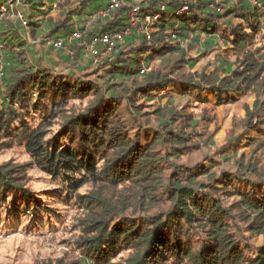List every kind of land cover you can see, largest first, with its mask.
I'll return each mask as SVG.
<instances>
[{"label": "trees", "instance_id": "1", "mask_svg": "<svg viewBox=\"0 0 264 264\" xmlns=\"http://www.w3.org/2000/svg\"><path fill=\"white\" fill-rule=\"evenodd\" d=\"M60 1L0 0V157L28 156L0 162V215L56 213L52 196L36 201L33 169L72 212L74 258L42 264H264V0ZM75 31L71 55L52 46ZM115 32L124 42L91 66L85 43ZM200 57L212 60L197 72ZM204 91L218 107L253 98L214 153L208 107L175 104H208Z\"/></svg>", "mask_w": 264, "mask_h": 264}, {"label": "rangeland", "instance_id": "2", "mask_svg": "<svg viewBox=\"0 0 264 264\" xmlns=\"http://www.w3.org/2000/svg\"><path fill=\"white\" fill-rule=\"evenodd\" d=\"M135 3L140 0H134ZM79 2V0H61L63 8L71 11ZM241 28H243L241 26ZM224 54L230 55L229 51ZM195 58V52L192 51L188 55V59ZM210 57L196 58V71H202L211 61ZM211 68L207 70L209 73ZM202 96L210 103L197 105L191 101L189 97H183L176 100L175 104L182 113H193L198 115L202 109L208 107V113L213 115V120L208 123L207 131L212 135V144L210 153H214L217 148L224 146L227 139H233L234 136L241 132L238 123L245 117L244 106L251 107L253 98L249 96L242 98L238 103L215 106L212 96L204 91ZM197 105V106H196ZM198 143L203 144L204 137H196ZM231 145L238 151H248V147L244 146V142H232ZM13 159L18 163L27 162L28 156L24 153L22 147L15 146L12 150L0 157L1 161ZM264 160V155L262 157ZM30 186L34 191L37 202L44 200L47 202L49 196H52L50 203L55 204L56 213L45 215L41 214L37 220L28 226V219L18 216L13 220L6 221L8 216L0 215V264H42L47 260L64 259L65 257L71 261L74 253L68 251V241L71 239V216L72 212L65 206L60 205L56 201L58 194L43 195V192L55 193L59 188L57 183H52L50 179L42 175L39 171L30 170ZM42 194V195H41ZM16 202V201H15ZM14 202V203H15ZM12 206V205H11ZM14 206V205H13ZM8 210L7 212H9ZM25 211V210H24ZM255 244L261 243V238L254 241Z\"/></svg>", "mask_w": 264, "mask_h": 264}, {"label": "built area", "instance_id": "3", "mask_svg": "<svg viewBox=\"0 0 264 264\" xmlns=\"http://www.w3.org/2000/svg\"><path fill=\"white\" fill-rule=\"evenodd\" d=\"M12 2H15L17 5L22 6L23 0H11ZM183 4H186V0H179ZM191 3H195L196 0H190ZM119 4L115 0H110V9L118 8ZM4 10V8H1ZM182 11H187L186 7L182 8ZM138 9L135 8L132 10L131 15V23L133 26L137 24V20L134 19V16L137 14ZM105 12H98L95 16H105ZM93 17H90L91 19ZM17 19L19 20L22 27H26V19L24 17V14L22 12L17 13ZM144 21L146 23L150 22L149 17H145ZM89 24V23H88ZM87 24V25H88ZM137 31H141V28H137ZM145 32L147 34V39H149V34L147 33V29H145ZM125 33H110V34H101L97 37H94L90 42L85 43L83 48V58L88 61L91 66H97L103 62V60L108 59L110 56H112L118 49V47L124 42L123 35ZM82 39V35L80 32L75 31L70 33L66 38L63 39H57L52 43V46L55 49L63 50L67 54L71 55L70 48L76 41H80Z\"/></svg>", "mask_w": 264, "mask_h": 264}, {"label": "crops", "instance_id": "4", "mask_svg": "<svg viewBox=\"0 0 264 264\" xmlns=\"http://www.w3.org/2000/svg\"><path fill=\"white\" fill-rule=\"evenodd\" d=\"M78 4V3H77Z\"/></svg>", "mask_w": 264, "mask_h": 264}]
</instances>
